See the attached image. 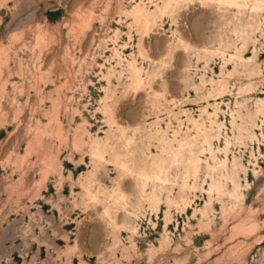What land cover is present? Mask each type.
<instances>
[{
  "label": "rangeland",
  "instance_id": "374dc122",
  "mask_svg": "<svg viewBox=\"0 0 264 264\" xmlns=\"http://www.w3.org/2000/svg\"><path fill=\"white\" fill-rule=\"evenodd\" d=\"M263 100L264 0H0V264H264Z\"/></svg>",
  "mask_w": 264,
  "mask_h": 264
},
{
  "label": "bare ground",
  "instance_id": "6f19581e",
  "mask_svg": "<svg viewBox=\"0 0 264 264\" xmlns=\"http://www.w3.org/2000/svg\"><path fill=\"white\" fill-rule=\"evenodd\" d=\"M240 61L242 62L243 65H246L247 61L242 59L241 57H239ZM256 112L262 115V123L264 124V100L263 101H256ZM255 135L252 134L251 138H254ZM226 146L224 148V151H226ZM228 158H224L222 161H216V159H213V166L206 164V167L204 169V171L206 172L207 176L209 175L210 179H211V183L209 184V191L212 192L213 190L216 191L217 195H219V193L225 191V185H221L219 183H216L213 180V177L210 175L214 170H219V176L220 177H224L225 180H228V182L230 183L231 187L233 189L237 188L238 185V173H237V168H236V162H235V158L232 159V162L229 166L228 163ZM188 164L192 165L193 169H194V174L197 175L200 171H199V161L198 158L196 156H193V154L190 152V157L188 159ZM255 173V171H254ZM197 178V177H196ZM195 178V179H196ZM198 179V178H197ZM193 187H197V181L192 184ZM211 198V197H210ZM211 199L208 200V202L205 203V208L210 206L211 204ZM201 214L204 215L205 214V210L202 211L201 210Z\"/></svg>",
  "mask_w": 264,
  "mask_h": 264
}]
</instances>
